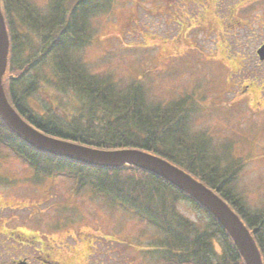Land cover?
<instances>
[{"label": "trees", "instance_id": "1", "mask_svg": "<svg viewBox=\"0 0 264 264\" xmlns=\"http://www.w3.org/2000/svg\"><path fill=\"white\" fill-rule=\"evenodd\" d=\"M113 1L47 0L44 6H37L27 0H0L9 37L2 78L9 102L23 118L52 136L102 149L140 148L184 167L215 189L239 214L264 264V208H250L235 189L238 163L224 161L226 153L210 151L200 142L204 139L191 131V119L198 112L197 104L187 99L191 97L156 100L140 81L122 87L105 76L87 73L74 54L89 43V21L108 11ZM43 86L72 94L75 101L71 112L59 115L53 112L54 107L45 113L37 111L33 98ZM65 100L62 102L67 105ZM0 145L35 168L42 164L60 168L63 164L61 169L67 174L82 178L80 184H90L107 201L134 211L164 234V244L158 238L163 247L151 250L164 264H244L214 217L150 172L133 166H87L43 155L18 138L1 118ZM181 198L194 204L204 219L191 220L179 212L175 202Z\"/></svg>", "mask_w": 264, "mask_h": 264}, {"label": "rangeland", "instance_id": "2", "mask_svg": "<svg viewBox=\"0 0 264 264\" xmlns=\"http://www.w3.org/2000/svg\"><path fill=\"white\" fill-rule=\"evenodd\" d=\"M27 1L37 6L47 3V0ZM194 2L114 0L108 11L96 14L92 22L89 21L86 27L90 33L89 43L74 54L84 64L87 73L105 76L122 87L138 81L133 79H141L140 82L145 86L152 87V94L158 99L172 100L183 94L192 95L200 113L192 122L193 131H207L219 147L223 145L221 139H228L231 153H226L228 156L224 160L238 163L239 168H235V188L250 208L259 210L264 208V83L261 86V81H264V63L259 69L254 66L257 59L255 47L260 37L237 27L230 31L233 35L221 41L207 27L211 12L198 20L201 21L198 27H193L186 34L193 17H197L199 12H206ZM231 2L223 0L227 7H230ZM237 12L238 19L248 22L246 16L256 19L258 10L246 7ZM216 25L219 27L221 23L216 21ZM224 43L232 45L230 55L222 52L225 50ZM184 45L193 47L183 50L181 46ZM234 55L237 56L231 59ZM241 55L244 56L242 65ZM47 76L51 74L47 73ZM65 98L67 105L63 104ZM33 99H36L33 104L37 111L45 113L54 107L53 112L59 115L71 112L75 101L72 94L61 93L51 86H43ZM218 153L225 152L220 150ZM26 170L27 166L19 158L0 146V172L19 178L17 183L7 186L0 183V193L6 196L9 191L17 199L13 201L15 204H28L12 209L13 214L17 215V222L31 217L28 224L42 223L48 215L55 214L57 209L53 205L61 203L62 196L71 190L72 184L68 179L55 177L47 186H34L44 187V190H38V195H43L34 198L29 195L31 193L24 192L25 189L28 192L31 189L27 185L28 181L23 180ZM31 182L39 185L40 180L33 177ZM26 197L29 200L23 201ZM72 199L79 206L83 217H94V227L97 228L93 234L108 237L99 242L95 240L98 264H157L151 258L150 251L155 248L151 241L156 240L159 248L162 245L156 239L158 236L155 237L156 232L152 227L127 215L125 211L108 209L102 199H97L101 202L99 204L88 198L87 193L81 199L78 195ZM19 200L22 202L19 203ZM37 203V207H34ZM175 208L193 220L204 219L188 201L175 202ZM66 209L68 215H73L77 208L67 206ZM95 209L100 211V215ZM101 214L107 218L102 220ZM109 236H113L114 240L109 239ZM161 239L164 244L166 239ZM87 240H83L84 254L92 249Z\"/></svg>", "mask_w": 264, "mask_h": 264}, {"label": "flooded vegetation", "instance_id": "3", "mask_svg": "<svg viewBox=\"0 0 264 264\" xmlns=\"http://www.w3.org/2000/svg\"><path fill=\"white\" fill-rule=\"evenodd\" d=\"M220 0H201L200 4L205 8L207 5L213 7ZM254 1V0H253ZM237 7L232 8V13L228 15V19H217L221 26H216L214 19L216 14L213 12V18L208 22L210 31L214 33L219 29L218 38L222 41L229 35V30L233 31L239 27L244 32L250 31L256 36H263L261 43L264 42V0L256 1L251 6L250 0H237ZM236 6V5H235ZM249 6L250 9L258 10L256 19H249L248 22L242 19H236L238 7ZM214 10V8H213ZM242 18V17H240ZM252 22V23H251ZM232 27V28H227ZM222 30L224 31L222 33ZM257 31V33H256ZM247 33H244L245 35ZM248 37V34L247 36ZM260 43V44H261ZM224 53L226 50H222ZM4 196L0 193V264H96L95 251L96 236L90 230L95 223L94 217H83L79 211V206L73 201L70 206L76 207L73 215L67 214V209L63 212L55 211L53 216H47L44 222L31 223V217L22 218L17 222V215L12 210L6 208H14L16 204L13 201L16 197L8 191ZM76 196L72 191L67 196ZM47 197V196H46ZM45 197V199H46ZM44 199V200H45ZM28 200V199H26ZM20 202V200H19ZM63 203H56V206H63ZM6 210L7 213L4 211ZM90 224L87 223V220ZM85 227H90L85 229ZM88 238V240L86 239ZM91 243L92 249L84 254L83 240Z\"/></svg>", "mask_w": 264, "mask_h": 264}, {"label": "water", "instance_id": "4", "mask_svg": "<svg viewBox=\"0 0 264 264\" xmlns=\"http://www.w3.org/2000/svg\"><path fill=\"white\" fill-rule=\"evenodd\" d=\"M8 52V37L0 10V117L6 125L34 148L93 165L130 164L146 169L175 185L205 207L232 239L244 264H263L258 247L247 227L230 206L213 190L167 160L138 149L101 150L50 137L23 120L9 104L1 83ZM264 57V45L258 50Z\"/></svg>", "mask_w": 264, "mask_h": 264}]
</instances>
